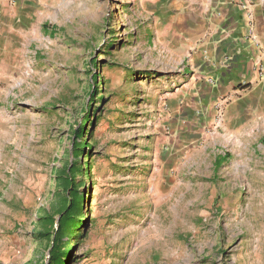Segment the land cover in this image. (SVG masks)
<instances>
[{
  "label": "rangeland",
  "instance_id": "374dc122",
  "mask_svg": "<svg viewBox=\"0 0 264 264\" xmlns=\"http://www.w3.org/2000/svg\"><path fill=\"white\" fill-rule=\"evenodd\" d=\"M148 2L38 0L0 40V264H44L38 218L70 163L83 168L73 264H264V121L224 144L215 173L211 134L175 144L167 99L182 79Z\"/></svg>",
  "mask_w": 264,
  "mask_h": 264
},
{
  "label": "crops",
  "instance_id": "0c3cea01",
  "mask_svg": "<svg viewBox=\"0 0 264 264\" xmlns=\"http://www.w3.org/2000/svg\"><path fill=\"white\" fill-rule=\"evenodd\" d=\"M37 1L0 0V40L20 33L25 7ZM148 6L154 47L170 54L182 79L167 99L175 144L211 134L223 160L224 144L248 138V126L264 121V0H149Z\"/></svg>",
  "mask_w": 264,
  "mask_h": 264
},
{
  "label": "trees",
  "instance_id": "16d2710c",
  "mask_svg": "<svg viewBox=\"0 0 264 264\" xmlns=\"http://www.w3.org/2000/svg\"><path fill=\"white\" fill-rule=\"evenodd\" d=\"M43 31H49L47 23L42 24ZM55 28H51V32ZM95 64V61L93 62ZM93 67V65H92ZM98 76H94L93 87L96 88ZM94 88L89 92V96L93 97L95 93ZM93 100H91L92 102ZM89 107V105H87ZM84 108L83 115L85 119H89L88 108ZM85 131L82 126L74 131L75 139L83 137ZM264 143V138L261 140ZM84 144L73 142V156H81L84 149ZM92 144L86 146L89 150ZM222 160L216 158L214 162V173L219 168ZM76 163H70L66 168L58 169L56 180L59 186L58 199L56 206L52 210H45L44 215L38 218L40 230L37 233L40 241L47 243V259L44 264H73L74 263V249L73 240L78 242L82 237L81 234H75L79 229L84 228V221L81 218L83 195L79 191V184L76 180V173L83 170L78 168ZM82 231V230H81Z\"/></svg>",
  "mask_w": 264,
  "mask_h": 264
}]
</instances>
